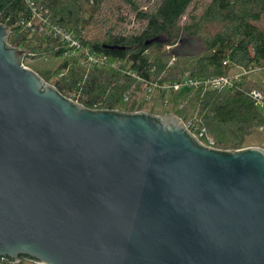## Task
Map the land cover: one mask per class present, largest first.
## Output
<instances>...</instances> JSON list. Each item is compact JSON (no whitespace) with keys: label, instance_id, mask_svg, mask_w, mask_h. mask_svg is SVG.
<instances>
[{"label":"water","instance_id":"obj_1","mask_svg":"<svg viewBox=\"0 0 264 264\" xmlns=\"http://www.w3.org/2000/svg\"><path fill=\"white\" fill-rule=\"evenodd\" d=\"M10 34L0 23V264H264L263 148L75 102Z\"/></svg>","mask_w":264,"mask_h":264},{"label":"trees","instance_id":"obj_2","mask_svg":"<svg viewBox=\"0 0 264 264\" xmlns=\"http://www.w3.org/2000/svg\"><path fill=\"white\" fill-rule=\"evenodd\" d=\"M123 7L140 22L131 30L121 26L126 21L120 14ZM37 14L72 34L82 51L57 36L47 37V24ZM263 14L264 0H157L145 8L139 0H0V23L11 29L10 45L27 49V58H64L54 69L37 72L46 82L66 97L78 93L79 102L90 108L96 104L115 109L127 96L125 111L141 110L139 95L146 94L145 82L136 76L162 83L180 81L185 74L230 76L236 67L263 66L264 30L256 24ZM156 36L160 41L146 43ZM185 38L205 45L190 63L181 62L188 59ZM152 46L154 53H149ZM165 46L171 50L165 52ZM90 55L98 62L90 61ZM248 75L224 89L200 85L170 91L176 101L173 112L184 119L196 118L219 149L242 148L246 137L255 132L264 139L260 130L264 80ZM252 90L260 92L262 106L256 105ZM163 91H158L159 96Z\"/></svg>","mask_w":264,"mask_h":264},{"label":"built area","instance_id":"obj_3","mask_svg":"<svg viewBox=\"0 0 264 264\" xmlns=\"http://www.w3.org/2000/svg\"><path fill=\"white\" fill-rule=\"evenodd\" d=\"M39 15L37 14V18L39 19ZM42 22L44 24H47L48 30L46 32V36L49 37L50 35L52 36H57L60 38L61 41L65 42L68 44L70 48H73L77 52H81L82 48L80 43L72 34H70L68 31L63 29L60 26H57L51 22H48L46 18L40 17ZM14 37V36H12ZM69 54L67 53L66 56ZM88 59L92 61L93 63L98 62V58L96 56H88ZM102 58L101 60H103ZM174 60V57L170 58L169 63H171ZM223 65H226V61H223ZM116 66H118L116 64ZM240 71L237 73H233L230 76L226 75H217V76H212V77H207V78H191L188 76V74H185L184 78L180 81H173V82H162L159 83L157 81H145L143 78L136 76L138 80H142L145 82V91L147 93H152L154 90H164V91H177L182 88H191V87H197L200 85H203L204 87H210L212 89H224L227 87H231L233 82L240 79L243 75L245 74H250L251 72L255 71H261L264 70V65L259 67V66H251L248 69L239 67ZM130 73V72H128ZM135 76V74H133ZM250 95L252 98L255 100L256 105L262 106V96L258 90H252L250 92ZM69 99L79 102V94L76 92H73L70 96H67ZM123 101H128V97L124 96ZM91 108H98L96 104L93 105ZM138 111V110H135ZM182 118V117H181ZM186 128L203 144H206L208 146H214V140L213 138L206 132V130L202 127H200L199 122L196 118H182ZM260 130H264V126L260 127ZM26 260H21L18 262H24ZM7 262V261H3ZM2 262V263H3ZM18 262H11V263H18ZM31 264H43V263H32L31 261H28ZM10 263V262H7Z\"/></svg>","mask_w":264,"mask_h":264},{"label":"rangeland","instance_id":"obj_4","mask_svg":"<svg viewBox=\"0 0 264 264\" xmlns=\"http://www.w3.org/2000/svg\"><path fill=\"white\" fill-rule=\"evenodd\" d=\"M157 0H139L141 6L143 8L147 7L149 4L156 2ZM192 9V7H189L187 12H189ZM110 13V12H108ZM120 14L122 16H126V21L121 22V26L123 28H126L127 30H131L133 27H136L139 25V21L136 20L134 13L129 11L127 7L121 8ZM187 14H185L182 17L183 21L186 18ZM256 24L264 30V14L260 18L259 21L256 22ZM205 49V45L201 41H196L190 38H185L183 42V50L185 51L188 59L184 58L182 59V63H190L192 60H194L198 55L202 54L203 50ZM154 50V47L152 46L150 48L149 53H152ZM165 52H169L171 50L170 46H165ZM156 52V51H155ZM154 53V51H153ZM63 57H54V58H30L27 56L23 59V64L25 66H28L29 68L33 69L34 71H43V70H49L54 69V67L62 61ZM167 59V57H165ZM170 61V58L168 59ZM240 71L239 67L234 68V73H237ZM52 75L49 76L50 80ZM249 78L256 80V81H263L264 80V70L261 71H255L251 72L248 75ZM145 94V93H144ZM143 93H140L139 100L142 102L141 104V110L151 111V113H165V112H173L175 102H173V96L170 91H163L161 95L159 96L158 91L154 90L152 93H147L144 95ZM127 106V101L120 102L119 107H116L115 109H121L124 110V108ZM263 137L258 132H255L254 134H251L246 137L244 146L245 147H251V146H258L263 148ZM264 149V148H263ZM24 264H31L28 261H24Z\"/></svg>","mask_w":264,"mask_h":264}]
</instances>
